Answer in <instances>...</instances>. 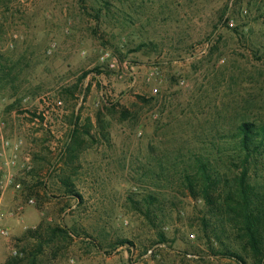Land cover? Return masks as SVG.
Wrapping results in <instances>:
<instances>
[{
  "label": "rangeland",
  "instance_id": "374dc122",
  "mask_svg": "<svg viewBox=\"0 0 264 264\" xmlns=\"http://www.w3.org/2000/svg\"><path fill=\"white\" fill-rule=\"evenodd\" d=\"M242 121L264 123V0H0V264L41 222L73 236L39 264H241L202 201L159 198L158 228L135 203L152 153Z\"/></svg>",
  "mask_w": 264,
  "mask_h": 264
},
{
  "label": "trees",
  "instance_id": "16d2710c",
  "mask_svg": "<svg viewBox=\"0 0 264 264\" xmlns=\"http://www.w3.org/2000/svg\"><path fill=\"white\" fill-rule=\"evenodd\" d=\"M207 140L206 146L186 154L152 153L143 174L151 187L136 193L142 200L135 203V210L158 228L159 198L183 194L202 201L206 214L201 226L214 254L241 264H246L245 255L250 254L255 264H263L264 180L256 172L264 169V123L242 121L232 130L211 131ZM1 179L0 171V183ZM130 200L135 202L132 196ZM71 236L67 228L41 222L23 236L30 250L23 248L22 256L4 264H39L46 248ZM165 241L160 232L159 242Z\"/></svg>",
  "mask_w": 264,
  "mask_h": 264
},
{
  "label": "built area",
  "instance_id": "2783aa9c",
  "mask_svg": "<svg viewBox=\"0 0 264 264\" xmlns=\"http://www.w3.org/2000/svg\"><path fill=\"white\" fill-rule=\"evenodd\" d=\"M109 57H110L109 53H105L103 55V60L109 59ZM112 66H114V65H112ZM44 104H45V108H46V114H48V115L51 114V112H53V111L54 112H58L63 107V101L62 100H59V99L50 100L48 97H47V99H44ZM46 114H44V115H46ZM18 146L19 145L16 146L15 150L18 149ZM2 147H3V149L9 148L10 147V142L9 141H3L2 142ZM29 203L30 204H34V200H32V199L29 200ZM1 221H2V217L0 215V222ZM0 235L3 236V237H8L9 236V231L6 228L0 226ZM152 252H153L152 250H149L147 252L146 256L152 254ZM14 254L16 255L17 252L14 251Z\"/></svg>",
  "mask_w": 264,
  "mask_h": 264
},
{
  "label": "crops",
  "instance_id": "0c3cea01",
  "mask_svg": "<svg viewBox=\"0 0 264 264\" xmlns=\"http://www.w3.org/2000/svg\"><path fill=\"white\" fill-rule=\"evenodd\" d=\"M13 205V204H12Z\"/></svg>",
  "mask_w": 264,
  "mask_h": 264
}]
</instances>
